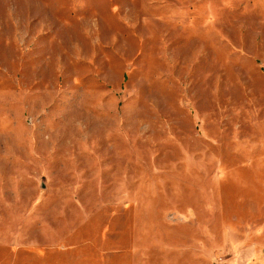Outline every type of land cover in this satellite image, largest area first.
<instances>
[{"label": "rangeland", "instance_id": "1", "mask_svg": "<svg viewBox=\"0 0 264 264\" xmlns=\"http://www.w3.org/2000/svg\"><path fill=\"white\" fill-rule=\"evenodd\" d=\"M0 264H264V0H0Z\"/></svg>", "mask_w": 264, "mask_h": 264}]
</instances>
